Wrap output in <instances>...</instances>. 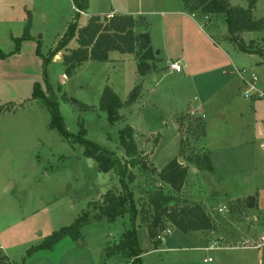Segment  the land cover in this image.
Masks as SVG:
<instances>
[{
	"label": "rangeland",
	"instance_id": "rangeland-1",
	"mask_svg": "<svg viewBox=\"0 0 264 264\" xmlns=\"http://www.w3.org/2000/svg\"><path fill=\"white\" fill-rule=\"evenodd\" d=\"M88 1V9L78 14L73 0H0L1 264H264V244L258 245L264 238V104L244 97L237 72L240 67L255 71L258 86L264 88L263 58L249 56L228 39L225 13L211 15L201 26L190 24L180 39L179 31L162 26L164 15L149 1ZM229 1L233 6L249 5L248 0ZM116 7L145 11L154 52L163 50L158 72L142 78L131 55L115 66L89 61L67 76L57 57L64 48L57 47L63 41L64 47L78 46L75 35L68 33L70 25H84L90 15L116 12ZM253 15L264 17V0H257ZM28 21L30 38L21 39ZM242 38L264 48V31L244 32ZM173 40L185 47L188 41L195 43L202 51L203 55L188 53L196 79L169 69L164 49L171 48ZM203 57L209 61L200 62ZM198 61L202 65H195ZM156 73L164 74L161 82ZM137 84L142 86L139 98L125 104ZM35 86L44 94L54 93L70 137L51 126L50 111L33 97ZM106 86L124 103L120 117L112 118L100 108ZM251 101L261 107L255 119ZM200 103L206 109L203 144H209L210 161L222 181L218 194L212 180L207 181L210 171L195 165V159L207 153L201 143ZM192 109L195 114H182ZM127 125L133 128L138 159L147 158L146 167L129 163L121 143V130ZM83 138L115 152L120 164H128L126 173L99 171L97 162L85 155ZM174 158H183L189 168L179 193L154 172ZM110 189L128 190L135 211H125L115 221L100 215L93 204ZM158 189L176 195L182 205L203 206L212 232L205 237L201 231L185 233L168 225L151 238L140 210H151L149 198ZM230 198L235 199L228 202ZM77 219H84L78 237L67 236L44 247L47 238L72 227ZM132 228L139 257L108 254V247ZM223 235L228 239L222 240ZM210 241H216V247L206 251ZM209 257L212 260L205 261Z\"/></svg>",
	"mask_w": 264,
	"mask_h": 264
},
{
	"label": "trees",
	"instance_id": "trees-1",
	"mask_svg": "<svg viewBox=\"0 0 264 264\" xmlns=\"http://www.w3.org/2000/svg\"><path fill=\"white\" fill-rule=\"evenodd\" d=\"M181 1L185 10L189 13L199 11L210 16L225 13L227 15V37H230L241 51L261 56L264 63V48L246 43L242 38L244 32L264 31V17L256 19L253 15L257 0H248L249 5L247 8L233 6L229 0ZM73 3L75 9L82 12H85L89 6L88 0H73ZM77 13L79 14L78 11ZM148 27L149 21L145 16L133 14H113L111 16L94 14L89 16L84 25H78L77 22L72 23L68 33L75 35L78 46L75 48L64 47L65 41H63L57 47L58 51L64 48L61 61L66 67L65 74L71 76L77 67L87 61H109L111 52L133 55L137 60V70L142 78L158 72L157 67L160 58L155 54L152 47ZM29 38L30 22L28 21L21 39ZM21 39H18V43L21 42ZM141 89V84H137L130 92L125 104H133L139 98ZM33 97L42 100L50 111L52 116L51 126L56 127L65 137H70V132L63 121L54 93L49 91L48 94H44L39 86H35ZM123 104L117 93L106 86L100 99V108L107 111L112 118L120 117L119 110ZM84 107L86 109L91 108L89 106ZM84 133L83 129L82 134ZM133 133V128L130 125L125 126L121 130V143L125 148L126 155L130 157L129 163L131 166L146 167L147 158L138 159V150L133 139ZM81 140L86 146L85 155L97 162L99 171L107 173L113 169H120L122 176L126 173L125 169L128 164L125 166L120 164L115 152L102 150L85 138ZM195 165L198 169L214 170L207 153L201 158L198 156L195 159ZM188 170L187 165L174 158L163 169L160 171L155 169L154 172L157 173L161 183L168 185L174 193H179L187 179ZM131 174L130 172L129 175ZM93 205L100 215L105 216L110 221H115L125 211L130 212L136 209L135 204L130 200L128 190L123 192L110 189L103 194L102 200L95 202ZM149 205L151 210L141 208L140 211L141 220L145 222L144 224H146L151 238H155L158 231L165 230L168 225L175 226L185 233L212 228V220L203 206L200 204L182 205L177 203L176 195L166 193L162 189H158L149 198ZM82 220L84 219H77L72 227L53 233L52 236L47 238L44 247H50L67 236L78 237ZM157 242H161V238H158ZM136 245L134 228H132V231L125 230L119 242L112 247L109 246L107 251L108 254L121 253L126 256L129 252L130 257L136 253V256L139 257V252L134 249Z\"/></svg>",
	"mask_w": 264,
	"mask_h": 264
},
{
	"label": "crops",
	"instance_id": "crops-1",
	"mask_svg": "<svg viewBox=\"0 0 264 264\" xmlns=\"http://www.w3.org/2000/svg\"><path fill=\"white\" fill-rule=\"evenodd\" d=\"M141 1L142 0H139L138 1L139 2V5H141V3H142ZM146 1H149L150 2V5H154L157 8H160V11H157V12H159L161 15H164V19L162 21V26L165 29H166V26H172L176 31H179V37H180V39L182 37L181 35L183 34V31L187 35V30L189 29V27L192 28V26L190 24H195V25L201 26V22L202 23L204 22L203 20H209L210 19V15L201 13L199 11H196V12H193V13L187 12L185 10L184 5H183V3H182L181 0H146ZM115 10H116V12L111 11V12H108L106 14H97V15H100V16H111L113 14H133V15H136V16L137 15H143V16H145L143 14V13H145V11H142V9L141 10L139 9V10L136 11V10H132V9L131 10H128V9L126 10V9H121L119 7H116ZM209 24H210L209 26H212V21H209ZM225 34L227 35V32ZM210 37H212V36H210ZM228 39H230V37H228ZM192 40H193V38H192ZM173 41H174V45L172 44L173 46L171 48L166 47V49H164L166 51V56L169 58L168 61L169 62L170 61H178V62H180V64L183 67V71L178 72V73L184 72V74H185L184 76L186 78H190L191 77V74H193L192 75V77H193L192 79H196V77H198V75H197V72L196 73H192L191 72L192 66H191V63H190V59L188 58V53L191 50H194V51H196L198 53V55H203L202 51L199 50L200 48L198 46H196L195 43H193V44L190 43L189 44L188 43L189 41H188L187 44H186L187 47H185L183 45L185 43H182V40H181L182 46H180L178 40H173ZM193 41H195V40H193ZM151 44H152V42H151ZM71 48H73V47H71ZM153 49H154V47H153ZM158 52H159V54L157 56L159 58H161L160 53L163 52V50L161 51V49H160ZM116 53H118V52H111L110 53V60L109 61H106V63H110V64H113V66H115L117 63L123 62V60L126 57L131 56L129 54H122V56L120 58L119 55H117ZM61 54H62V52L61 53H58V55H57V57H59L60 59H61ZM247 54L249 56H251V57L257 55V54H250V53H247ZM207 60L209 61L208 58L203 57L200 62H205ZM262 61L263 60H261V63H262ZM87 62H89V61H87ZM87 62H85V63H87ZM200 62L198 64H195V65H202V64H200ZM163 78H164V74H160V79L157 80V82H161L163 80ZM184 84H185L186 87H189L188 83H184ZM205 90H206V88H205ZM209 96L210 95H208L207 97H209ZM250 104H251L252 111H254V119H255L256 116H257V114L259 113V109L261 107L258 105V103L254 102V101H251ZM198 111L200 112V114H202L201 115V118H202V122H203L202 123L203 124V130H204L203 131L202 142H201L202 143V147H204V151L207 152V155L210 158V151L211 150L209 149L210 148L209 147V144L208 143L203 144L204 143L203 140H204V137H205V129L207 128V123H205V118H206L205 112H206V109H205V107L203 105L201 106V103H200V106H199ZM195 113H196L195 110L192 109L191 111L186 112V113H182V114L184 115V114H195ZM175 124H176V128H177L178 122L175 121ZM195 169L196 168H192V170H195ZM213 169H214L213 171H210V175L211 176L207 179V181L212 180V184H214L213 187L215 188L213 191L218 194V193H220V191H222V190H220V187H219L220 184L222 183V181H220L218 179L217 171H216L217 169H216V166L215 165L213 166ZM213 175H215V179L213 178ZM233 199H235V198L228 199V202L231 201V200H233ZM210 230H213V229L203 230L201 232L203 233V236L206 237L207 234H210L212 232ZM221 237H222V240L223 239L224 240L225 239H228V237L227 236H224V235L221 236ZM219 241H221V239ZM212 243H216V241L215 242L214 241H212V242L210 241L207 246H204V249L206 251L207 250L209 251L211 249L210 245Z\"/></svg>",
	"mask_w": 264,
	"mask_h": 264
},
{
	"label": "built area",
	"instance_id": "built-area-1",
	"mask_svg": "<svg viewBox=\"0 0 264 264\" xmlns=\"http://www.w3.org/2000/svg\"><path fill=\"white\" fill-rule=\"evenodd\" d=\"M78 12H82L78 10ZM168 67L172 71L181 72L183 71V67L178 61H170L168 62ZM237 72L240 74V77L242 78L243 83V95L245 98L261 101L264 104V88H261L258 86V74L246 67H240L237 68ZM262 147H264V143L262 144ZM158 238H161L163 240V237L161 235L158 236ZM262 239V243L258 245L264 244V238ZM211 248L216 247V243H212L210 245ZM2 248V245H0V249ZM212 260L211 257L205 258V261Z\"/></svg>",
	"mask_w": 264,
	"mask_h": 264
},
{
	"label": "water",
	"instance_id": "water-1",
	"mask_svg": "<svg viewBox=\"0 0 264 264\" xmlns=\"http://www.w3.org/2000/svg\"><path fill=\"white\" fill-rule=\"evenodd\" d=\"M155 54L158 55L159 52L157 51ZM155 79H156V80H159V79H160V74L156 73V74H155ZM183 160H184L183 158H180V159H179V162L182 163Z\"/></svg>",
	"mask_w": 264,
	"mask_h": 264
}]
</instances>
